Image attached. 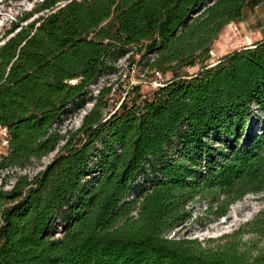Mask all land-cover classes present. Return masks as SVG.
<instances>
[{
    "label": "trees",
    "instance_id": "1",
    "mask_svg": "<svg viewBox=\"0 0 264 264\" xmlns=\"http://www.w3.org/2000/svg\"><path fill=\"white\" fill-rule=\"evenodd\" d=\"M254 1L43 0L21 23L44 15L13 27L0 47V170L64 144L44 171L0 191V264H264V211L214 248L164 237L196 198L217 219L264 192V132L240 144L264 113V40L208 64ZM133 51L154 55L160 75L200 68L105 116L112 88L93 98L90 87Z\"/></svg>",
    "mask_w": 264,
    "mask_h": 264
},
{
    "label": "rangeland",
    "instance_id": "2",
    "mask_svg": "<svg viewBox=\"0 0 264 264\" xmlns=\"http://www.w3.org/2000/svg\"><path fill=\"white\" fill-rule=\"evenodd\" d=\"M43 0H0V47L19 30L16 29L12 34L13 27L20 25L27 26L45 12L33 15L26 22L21 20L26 14L33 12L42 4ZM229 29V28H228ZM229 34L219 35L212 44L210 60L208 64H214L224 54L230 52L231 43L239 39L240 44L244 36L238 35V29L231 26ZM155 59L152 54H138L136 51L129 53L121 58L116 64V73L111 76L100 78L98 82L90 87L93 98H95L104 87L112 88V95L109 98L110 106L103 113L107 116L115 110L123 100L132 102L141 101L151 96V93L162 83L167 82L173 76L193 74L200 68H183L177 74L162 72L161 75L148 68L147 63ZM94 101L85 104L83 108L66 118L61 131L63 134L74 132L81 127L84 117L93 108ZM251 131L248 136L240 140L241 145L259 136L264 132V113L255 112L251 122ZM64 142L48 156L41 160L32 161L24 168H7L0 170V191H11L19 177L26 176L33 179L38 173L44 171L46 167L58 155ZM1 148V147H0ZM3 148V147H2ZM7 149H2L1 154H5ZM264 211V192L249 194L229 207L227 214L222 218L215 219L209 211L208 203L205 200L196 198L186 207L187 218L176 227L165 232L164 237L172 240H194L201 247L214 248L223 244L227 236H232L239 231H246L247 224L255 219L259 213ZM133 212L131 215H135ZM252 239L251 235H242L241 242L248 243ZM258 248L264 247V242L257 243Z\"/></svg>",
    "mask_w": 264,
    "mask_h": 264
},
{
    "label": "crops",
    "instance_id": "3",
    "mask_svg": "<svg viewBox=\"0 0 264 264\" xmlns=\"http://www.w3.org/2000/svg\"><path fill=\"white\" fill-rule=\"evenodd\" d=\"M231 26L238 29V35L240 37H249L253 42L264 40V0H256L247 6L244 10L242 20L236 24L233 23L227 26L220 35L222 36L226 32L229 34ZM239 41V39H235L231 43L232 49L230 52L241 48Z\"/></svg>",
    "mask_w": 264,
    "mask_h": 264
},
{
    "label": "built area",
    "instance_id": "4",
    "mask_svg": "<svg viewBox=\"0 0 264 264\" xmlns=\"http://www.w3.org/2000/svg\"><path fill=\"white\" fill-rule=\"evenodd\" d=\"M233 24V23H232ZM230 24V25H232ZM253 41L252 39H250L249 37H244L241 43V48H248V47H252L253 45ZM160 86V85H159ZM121 104V103H120ZM119 107V106H118ZM118 107L116 109H118ZM115 109V110H116ZM8 130L5 127H0V155H1V150L7 149L8 147ZM3 147V148H2Z\"/></svg>",
    "mask_w": 264,
    "mask_h": 264
}]
</instances>
